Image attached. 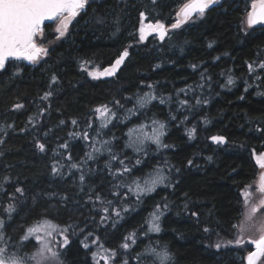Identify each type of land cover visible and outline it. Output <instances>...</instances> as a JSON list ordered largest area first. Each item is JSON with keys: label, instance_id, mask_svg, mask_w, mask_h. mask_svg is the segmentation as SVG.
<instances>
[{"label": "trees", "instance_id": "1", "mask_svg": "<svg viewBox=\"0 0 264 264\" xmlns=\"http://www.w3.org/2000/svg\"><path fill=\"white\" fill-rule=\"evenodd\" d=\"M184 1L157 0L155 5L151 0L92 1L42 63L31 67L10 61L0 72V127L5 128L0 132L4 140L0 144V177L10 174L13 184L25 189L24 197L17 194L23 202L6 225L13 242L43 217L68 229L65 264H97L100 260H94L92 253H104L100 245L123 252L129 264H139L136 254L156 245H166L175 255V264H244L242 257L249 248L243 244L219 250L210 245L218 239L236 238L233 225L241 212V192L256 177V156L264 155V94H257L264 93V70L257 81L247 67L264 50V25L244 29L245 4L225 0L206 10L203 17L193 18L187 27L171 30L163 41H140L141 11L148 16L145 24L159 20L170 29L176 8ZM117 16L119 31L112 23ZM99 17H105V23H96ZM125 48L129 56L114 76L92 79L81 70L88 61L89 70L102 71ZM12 65H19L18 75H13L17 69ZM52 75L59 83L50 89ZM229 75L233 85L226 83ZM49 90L53 95L41 100ZM144 93L158 99L125 119V109L134 107V99L125 98ZM160 97L164 104L159 103ZM115 100L124 105L113 109L120 119L97 136L99 121L93 109L112 107ZM182 100L188 104L182 105ZM17 102L25 108L13 111ZM152 120L166 125L162 143L169 147L157 148L148 141L142 146L144 151L126 147L129 129L146 124L149 127L144 131L150 132L158 127ZM9 124L11 128H7ZM193 129L190 138L188 132ZM84 132L88 140L82 138ZM214 136H222L225 142L215 143ZM101 139L111 141L112 151L131 168L129 177H145L161 169L169 186L159 185L139 199L126 187L117 190L126 194V199L113 196L112 185L117 181L105 167L109 155H98L91 146L100 147ZM37 143L45 145V152L39 151ZM62 144H67V149L60 147ZM90 152L95 159L87 158ZM54 163L62 176L52 174ZM72 163L79 170L70 168ZM111 163L113 168L119 167L118 162ZM81 174L85 176L83 184ZM5 187L13 191L11 185ZM51 193L55 195L50 197ZM97 194L104 203L96 201ZM63 196L68 199H61ZM108 200L113 205H108ZM105 207L107 214L102 211ZM157 207L163 213L161 231L148 232L146 221ZM114 210L120 211V217ZM104 215L108 219L102 221ZM131 233H136L135 244L124 240ZM124 242L130 244L128 252L119 247ZM34 243L25 250L31 251Z\"/></svg>", "mask_w": 264, "mask_h": 264}, {"label": "snow or ice", "instance_id": "2", "mask_svg": "<svg viewBox=\"0 0 264 264\" xmlns=\"http://www.w3.org/2000/svg\"><path fill=\"white\" fill-rule=\"evenodd\" d=\"M89 3L90 0H0V72L6 70V66L10 61H27L29 64H37L43 57L49 54L48 48L42 43L37 42V38L43 37L44 35L45 21H55V32L58 33L56 38H63L68 33L69 25L82 11L86 10V6H88ZM151 3L155 5L157 0H151ZM219 3L220 0H190L189 3H185L180 11L176 13V20L171 24V29H179L183 24L192 19L194 14H196L198 18L203 17L207 9ZM139 18L140 41H144L147 36L153 33H156L161 41L165 39L169 29H167L163 23L157 20L155 23L149 22L145 24L148 16H146L144 11L139 13ZM105 20V17H99L96 18V23L103 24ZM112 23L116 26V31H119V16L114 18ZM242 23L249 29L257 25H264V0H251V10L246 11ZM245 34H247L246 30ZM211 46L212 45L209 44V47ZM128 56V49L125 48L110 67L104 68L102 71L89 70L86 67L88 61H85L84 64L81 65V70L87 72L88 76L92 79H99L101 76H114ZM12 66L17 69L13 75H18L19 65ZM157 67H159V65H157ZM247 67L248 73L250 75L255 73L254 79L260 81L262 79L261 70H264V50L259 51L257 53V58L249 62ZM234 82L232 76L229 75L226 81L227 85H233ZM58 83L57 76L52 75L49 88L52 89V86ZM199 86L203 87V85ZM250 86L251 85H249V87ZM148 87L152 88L153 85L149 84ZM181 91L185 90L181 89ZM245 91H248V87H245ZM257 94L261 95L264 93ZM52 95L53 90H49L46 91L40 99L47 101ZM125 99H134V107L125 109L127 115L124 118L127 119L130 118L131 115H135L137 110L143 109L152 101L157 100L158 97L152 93H144L142 96L137 94L134 98L126 97ZM241 99H243V97H241ZM165 102L163 97L159 98L160 104H164ZM180 103L182 105H187L188 101L182 100ZM196 103L200 104L201 101L196 99ZM115 107L124 108V105H122L119 100H115L112 107L109 105H101L93 109V112L96 114V119L99 121L96 131L97 136H101L102 130L107 128L113 120L120 119L117 111L113 110ZM24 108V103L17 102L14 104L12 110L15 111ZM172 119H175V116H173ZM31 122L30 119L29 123ZM63 123L64 122L61 121V124ZM72 124L76 125L77 121L72 120ZM152 124L158 125V127L151 128L150 132L144 131L145 128L149 127V125L146 124H141L138 128H130L127 133L129 141L126 147L135 146V151H144L142 146L146 141L155 144L157 148L169 147V145L162 143L166 125L157 120H152ZM88 126L92 127V123L90 122ZM11 127L12 125H7V128ZM4 131L5 128L0 127V132ZM194 131L193 129L188 132L190 138L193 136ZM82 138L88 140V133L84 132ZM212 140L218 144L225 142L222 136H214ZM3 143L4 140L0 139V144ZM99 143L100 147H96L94 143L91 146L93 152L98 155H104L105 152L109 155L110 162L106 164L105 167L108 169L109 175L113 177V180L117 181V183L112 185L113 196L126 199V194L117 191L121 187H126L129 193L135 194L137 199H139L140 196L155 191L156 187L159 185H164L165 187L169 186L164 183L167 177L163 174L161 169H156L153 173H149L145 177H129L127 174L131 172V168L125 164L123 159L112 151L110 146L111 141L101 139ZM36 146L40 152H45L46 149L43 143H37ZM60 147L67 149L68 145L62 144ZM0 155H2V153H0ZM86 155L89 160L95 159L91 152ZM67 159L71 160L72 157L69 155ZM111 162H118L119 167L113 168ZM136 163L139 164L140 160L137 159ZM189 163H191V161ZM258 163L261 168H264V155L260 157ZM70 168L79 170V166L76 163H72ZM51 171L53 175H63V172L56 166V163L52 165ZM69 175H71V173H69ZM79 180L81 184H83L85 176L81 174ZM260 181V191L264 193V175L260 176ZM5 185H11L13 191L9 192ZM17 194H19V197H24L25 189L19 185H14L10 174L0 177V264H65L63 249L69 244V238L65 235L68 231L67 228H61L53 221L41 217L26 228V231L21 235L18 241L13 242L12 237L7 235V222L14 218L13 214L17 213L19 203L23 202L19 200ZM48 195L51 197L55 195V193ZM242 195L245 197V204L247 205L249 196L248 191L245 190ZM61 199L67 200L68 197L63 196ZM96 201L101 204L104 203L99 194L96 195ZM33 202L35 203V197H33ZM107 203L110 206L113 205L111 200H108ZM261 205L264 206V201H261ZM127 210V208L123 209V211ZM102 211L107 214L109 209L105 207ZM257 211L258 209L256 207H252L250 212L246 215V221L251 220L252 216ZM114 214L117 217L121 215L120 211L116 210H114ZM150 215L151 220L146 221L148 224L147 231L159 233L161 231L159 220L163 213L160 212L159 207H157L156 211ZM192 215L197 216V213L192 212ZM106 219H108L107 215L101 217L102 221ZM233 227H238L241 233L245 230V224L243 223L240 225H233ZM204 231L207 233L209 229L205 227ZM258 231L260 232L259 237L255 240L248 241L249 244L255 246V251L249 250L247 256L242 257L243 260H246V264H262V261H264V224L260 225ZM54 234L63 237L62 241L54 240ZM88 235H92V233L89 232ZM135 236L136 233H131L125 236L124 240L131 241L132 244H135ZM85 239H87V236ZM32 241L35 242L34 245H32V250L26 251L25 249L31 245ZM25 242H28V244ZM93 243H95V241H93ZM242 244V236H237L234 240L218 239L210 246L219 250L221 247H236L242 246ZM84 247L88 248L89 245L84 243ZM119 247L123 249L124 252H128L130 244L124 242L121 243ZM100 248L105 254L101 255L100 252L92 253L94 260L99 257V260H103L104 264H129V260L124 257L123 252L118 253L115 249H106L103 245H100ZM118 255L120 256L119 260L117 259ZM136 259L139 264H175V255L166 245L146 246L142 252L136 254ZM97 264H99L98 260Z\"/></svg>", "mask_w": 264, "mask_h": 264}, {"label": "rangeland", "instance_id": "3", "mask_svg": "<svg viewBox=\"0 0 264 264\" xmlns=\"http://www.w3.org/2000/svg\"><path fill=\"white\" fill-rule=\"evenodd\" d=\"M92 1H100V0H90V2H92ZM223 1H225V0H220V3L215 5V6H219ZM189 2H190V0H186V1L182 2L176 8V13L180 11V9L184 6L185 3H189ZM242 2L245 4L244 17H243V20H244L246 11L251 10V0H242ZM176 13H175V17H174V22L176 20ZM195 17H197L196 14H194L192 19H190L187 23L183 24L179 29L187 27L188 25H190L193 18H195ZM77 18H78V16L69 25L68 32H69L70 26L77 20ZM48 25L50 26V29L48 31H46V29L44 28V35H43V37H38L37 42L42 43L45 47L48 48V50H50L55 44H57L60 41L65 40L68 33L65 35V37L57 39L56 37H57L58 33L55 32L56 22L52 21ZM242 26L244 29H249V28H246V25L243 23H242ZM258 27H261V25H257L254 28H258ZM250 29H253V28H250ZM171 30H178V29H171L170 28L168 33ZM147 39H153V40L158 39L159 40V37L156 33H153L152 35L147 36V38L144 41H146ZM45 58H46V56L43 57L37 64H34V65L29 64L27 61H15V62L17 64H24V65H29L31 67H35V66L39 65L40 63H42L45 60ZM256 159H257V161H259L260 156H256ZM261 175H264V168H261L258 166V172L256 174L255 179L241 192V212H240L239 220L236 222L235 225H240L242 223L245 224L244 232L241 233L239 231L238 227H234L235 236L236 237L242 236L243 246L246 248H249V250H251V251H254L255 246L253 244H249L248 241L249 240H255L259 237L260 232L258 231V228L260 227L261 224H264V206L261 205V201H264V193H262L260 191V184H261L260 176ZM245 190H247L249 193L247 205L245 204V197L242 195V193L245 192ZM252 207H256L258 209V211L252 216L251 220L246 221V215L250 212ZM53 239L62 241L63 237L54 234ZM53 246H55V245H53ZM100 254L104 255V253H102V252H100ZM246 256H247V253L243 257H246ZM102 262L104 264L103 260H100L99 264H101ZM243 262H244V264H246V260H243ZM262 264H264V261H262Z\"/></svg>", "mask_w": 264, "mask_h": 264}, {"label": "water", "instance_id": "4", "mask_svg": "<svg viewBox=\"0 0 264 264\" xmlns=\"http://www.w3.org/2000/svg\"><path fill=\"white\" fill-rule=\"evenodd\" d=\"M213 6H215V5H213ZM213 6H212V7H213ZM212 7H211V8H212ZM209 9H210V8H209ZM207 10H208V9H207ZM50 22H52V21H45V25L48 24V23H50ZM259 167H260V166H259ZM254 251H255V249H254Z\"/></svg>", "mask_w": 264, "mask_h": 264}, {"label": "flooded vegetation", "instance_id": "5", "mask_svg": "<svg viewBox=\"0 0 264 264\" xmlns=\"http://www.w3.org/2000/svg\"><path fill=\"white\" fill-rule=\"evenodd\" d=\"M46 26V25H45ZM45 26H44V28H45Z\"/></svg>", "mask_w": 264, "mask_h": 264}]
</instances>
